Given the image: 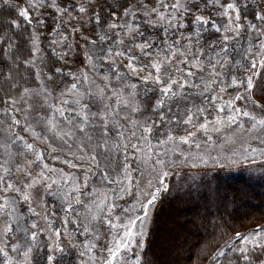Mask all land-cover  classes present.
<instances>
[{
  "label": "snow or ice",
  "instance_id": "obj_1",
  "mask_svg": "<svg viewBox=\"0 0 264 264\" xmlns=\"http://www.w3.org/2000/svg\"><path fill=\"white\" fill-rule=\"evenodd\" d=\"M257 182L264 0H0V264H264Z\"/></svg>",
  "mask_w": 264,
  "mask_h": 264
},
{
  "label": "trees",
  "instance_id": "obj_2",
  "mask_svg": "<svg viewBox=\"0 0 264 264\" xmlns=\"http://www.w3.org/2000/svg\"><path fill=\"white\" fill-rule=\"evenodd\" d=\"M231 176L235 177V179L234 180H230L229 181L230 183H244V182H246L245 176L238 175L235 170L232 171ZM251 188L253 189L254 194L256 195V197H258V198L262 197L259 194H257V191L259 189L264 191V186H262L259 182H257L255 184H252ZM263 197H264V195H263ZM257 202H258V200H257ZM170 211H171L170 206L166 205L164 207L163 212H162V216L164 218H167ZM263 223H264V217H262L259 214H257L255 216H249V217L245 218L244 221H243V228L249 229V228H253V227H255V226L259 225V224H263ZM157 241H161L162 242V238L159 235L157 236V238H155V240L153 242V251H155L158 256L166 259L167 257L165 256V253L163 251L160 252V250H162V249L158 246ZM194 241H195V238H193V242Z\"/></svg>",
  "mask_w": 264,
  "mask_h": 264
},
{
  "label": "rangeland",
  "instance_id": "obj_3",
  "mask_svg": "<svg viewBox=\"0 0 264 264\" xmlns=\"http://www.w3.org/2000/svg\"><path fill=\"white\" fill-rule=\"evenodd\" d=\"M257 194H259L260 196H262L263 197V195H264V191L263 190H261V189H259L258 191H257ZM264 224V223H263ZM157 244H158V246L162 249V250H160V252H164L165 253V256H166V251H165V248H164V246H163V240H162V242L161 241H157ZM167 257V256H166Z\"/></svg>",
  "mask_w": 264,
  "mask_h": 264
}]
</instances>
